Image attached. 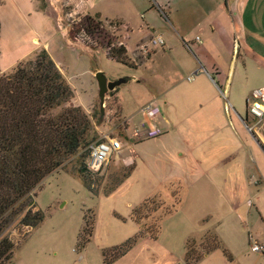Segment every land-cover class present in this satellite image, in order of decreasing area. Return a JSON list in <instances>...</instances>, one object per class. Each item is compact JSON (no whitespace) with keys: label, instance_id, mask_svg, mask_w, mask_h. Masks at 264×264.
Returning <instances> with one entry per match:
<instances>
[{"label":"rangeland","instance_id":"1","mask_svg":"<svg viewBox=\"0 0 264 264\" xmlns=\"http://www.w3.org/2000/svg\"><path fill=\"white\" fill-rule=\"evenodd\" d=\"M75 1L81 5L83 0ZM131 1L107 0L106 3L86 0L91 10L83 11L91 16H71L73 10H63L62 18L69 26L71 38L78 39L84 46L106 50L110 41L116 48H121L119 22H102V34L93 37L88 36L83 29L87 17L95 19L93 16L100 13L112 19L119 13L131 11L106 10L114 5H127ZM46 5V0H0V72L10 73L19 61L22 63L33 59L37 53L46 50L43 47L49 43L64 78L94 125L96 140L90 145L105 137H114L121 140L125 149L128 138L125 151L133 153L134 162L127 163L121 156L119 159L113 158L101 172L93 174L86 170L87 158L83 161L82 155H79L73 157L64 169L49 176L34 192L36 207L31 209L33 213L37 210L43 213V223L32 229L21 226L18 221L8 229L10 240L15 245L11 264H105L103 252L135 238L143 228L148 231L145 236L112 264H185L188 245L196 254H203L212 246L213 237L220 241L221 248L198 264H264V256L252 252L250 248L253 242L264 248V192L258 196L256 204L253 200L260 186L255 187L252 193L248 192L246 198L239 196L237 211L234 208L229 210L226 203L224 207L211 205L208 200L204 204L194 205L197 198L191 190L193 177L189 172L192 169L186 168V164L180 160L183 151L188 150L184 140L196 136L198 128L189 124L179 126L180 122L175 123L178 117L174 111V127L163 136L156 139L133 138L140 118H134L128 125L117 108L114 91L107 94L102 115L99 86L93 70L96 66L102 67L104 62L103 65H107H104L106 68L103 66V73L109 74L116 71V65L108 63L110 61L103 51L90 58V54L78 44L76 47L70 46L61 29L54 24L55 13L47 12ZM63 6L69 8L66 3ZM35 39L37 42H34ZM36 50L39 51L33 55L32 52ZM256 71L253 66L250 67L249 75ZM254 85L251 80L247 100L251 98L250 88ZM171 90L170 99L176 93L175 87ZM136 91L139 90H123L124 102L130 114L136 111V104L145 100L144 97L134 98L139 93ZM246 99H241L238 108L225 100L228 109H224V117L227 123L222 124L221 128L216 127V131L221 129L225 132L226 142L210 144V147H214L216 162L221 161V155L227 152L242 155L226 168H236L242 163L246 150L252 152L258 163L260 158L264 160V151L249 131L254 128V123L248 115ZM160 104L166 113L165 103ZM128 115L124 114L127 118ZM239 117L246 121L248 127ZM235 122L238 125L236 127ZM235 128L242 139H246L245 142L243 140L241 143L240 139L234 137ZM196 149L191 144L188 151L194 152ZM251 162L248 165L249 172L255 167ZM220 169H224V164H221ZM219 170H215L214 174H220ZM219 194L217 191L206 199H217ZM149 201L152 203L144 211L140 224L135 222L131 218L133 212ZM257 209L262 212V216ZM86 215L94 219V233L91 242L82 247L81 234ZM207 230L211 232L202 235Z\"/></svg>","mask_w":264,"mask_h":264},{"label":"crops","instance_id":"2","mask_svg":"<svg viewBox=\"0 0 264 264\" xmlns=\"http://www.w3.org/2000/svg\"><path fill=\"white\" fill-rule=\"evenodd\" d=\"M67 1L46 0V8L47 12L55 13L54 24L61 29L68 44L73 47L79 45L90 54V58L93 54L97 56L100 51H103L107 60L110 61L108 63L115 64L117 67L116 71L105 73L108 81L128 77L130 80L123 84L126 85L125 88L139 90L136 91L139 92L138 96L134 98H145L144 102L136 104V111L130 114L128 105L124 102L125 88L120 86L113 92L117 108L128 125L138 116L140 118L138 122H140L141 110L146 104L155 102L161 108L160 103L164 102L167 111L164 113L161 108L159 125L165 133L174 127L172 120L174 111L178 117L175 123L180 122L179 126L189 124L198 128L196 136L183 142L188 145V148L185 147L188 150L191 144L197 149L194 152L188 150L186 152L185 149L181 154L183 158L180 160L186 164V168L192 169L189 172V175L193 177L191 190L197 198L194 205L204 204V201L208 200L211 205L217 204L218 207H224L226 203L229 210L234 208L237 211L239 196L246 198L248 192L252 193L255 187L260 186L257 195L253 198L256 204L258 196L264 192V160L260 158L258 163L252 152L246 150L242 163L236 168L232 166L226 168L242 155L238 152L234 155L227 152L221 155V161L216 162L214 147H210V144L226 142L225 132L218 129L219 134H217L216 131V127L221 128L222 124L227 123L224 117V109L228 108L225 100L233 104L234 108H238L241 99H246L249 95L248 86L251 80L255 83L250 88L252 93L264 88V0H132L127 5H114L106 10L131 11L119 13L112 19L105 18L100 13L93 17L104 23L119 22L121 24L118 37L121 40V48L127 55L125 64L110 59L106 50L102 48L90 49L78 39L71 38L69 26L62 18L63 10H73L71 16H76L90 15L83 10L91 9L87 7L86 0L81 1L82 6L75 0H69L68 3ZM100 1L107 3V0ZM63 3H66L70 9H65ZM63 23L66 26L62 25ZM158 36L165 42L163 47H151L147 49V52L142 50L143 46L149 45L150 40ZM34 42L37 40L35 39ZM43 48L47 50L63 73L52 55L49 43H46ZM38 51H33L32 54ZM103 63L102 67H95L94 76L104 72L103 66L107 63L104 65ZM17 64L13 65L12 69ZM249 66H253L257 71L249 75ZM173 87L176 93L170 99ZM246 102H248L247 99ZM70 105L81 109L83 107L81 101L75 96ZM124 114H129L128 118ZM241 121L248 127L246 121L242 119ZM252 122L254 128L249 131L264 151V124L253 119ZM236 125L237 122L234 126ZM176 128H178L177 125ZM176 128H174L175 132ZM228 130L230 131L228 138H230V126ZM235 133L234 137L240 139L241 143L243 140L246 141L238 134L236 128ZM128 140L127 138L124 144L125 149L123 148L121 153V158L127 163L134 162L133 153L125 151ZM243 146L247 148L245 144ZM247 154L251 158L246 157ZM249 162L252 165L255 164L251 172L248 169ZM221 164H224L223 170L220 169ZM215 170H219L220 174H214ZM217 191L220 192L217 199H206ZM259 215L262 216L261 211ZM209 232L211 231H204L202 235Z\"/></svg>","mask_w":264,"mask_h":264},{"label":"trees","instance_id":"3","mask_svg":"<svg viewBox=\"0 0 264 264\" xmlns=\"http://www.w3.org/2000/svg\"><path fill=\"white\" fill-rule=\"evenodd\" d=\"M95 19L85 20L83 30L88 36L102 34L103 24ZM112 46L109 41L106 50ZM108 57L127 62L123 48H112ZM73 99V90L46 50L8 74L0 72V264H11L14 257L15 245L8 234L12 224L19 221L21 226L35 229L44 221L40 210H31L36 207L34 192L73 157L82 155L84 161L87 148L96 140L89 116L80 107L69 106ZM150 203L137 208L131 218L140 224ZM146 232L143 228L135 238L103 252L104 263L121 259ZM93 233L94 219L86 215L82 247L91 242ZM212 241L203 254H196L188 245L185 264H198L221 248L216 237Z\"/></svg>","mask_w":264,"mask_h":264},{"label":"built area","instance_id":"4","mask_svg":"<svg viewBox=\"0 0 264 264\" xmlns=\"http://www.w3.org/2000/svg\"><path fill=\"white\" fill-rule=\"evenodd\" d=\"M199 41V38H197ZM165 42L162 37H154L150 40L149 45L143 46L142 50L147 52L151 47H163ZM106 51L107 56L111 54L112 48ZM228 109V108H227ZM248 115L260 124H264V88L254 91L251 98L247 102ZM142 119L138 122L133 131V138L138 139H156L165 134L159 125L161 118V108L155 102L146 104L142 110ZM128 130V129H127ZM123 143L114 137H105L88 147V157L86 160V170L90 173L97 174L111 161L113 158L121 156ZM251 251L264 256V248L253 242L250 246Z\"/></svg>","mask_w":264,"mask_h":264},{"label":"water","instance_id":"5","mask_svg":"<svg viewBox=\"0 0 264 264\" xmlns=\"http://www.w3.org/2000/svg\"><path fill=\"white\" fill-rule=\"evenodd\" d=\"M95 77L99 86V104L101 108V113L102 115H104V105L107 94L109 92L115 91L123 84H126L130 80V78L126 77L116 81H108L105 73L103 72L97 73Z\"/></svg>","mask_w":264,"mask_h":264}]
</instances>
